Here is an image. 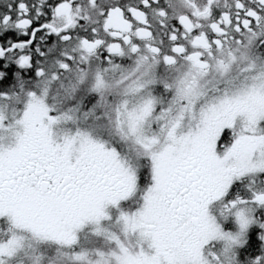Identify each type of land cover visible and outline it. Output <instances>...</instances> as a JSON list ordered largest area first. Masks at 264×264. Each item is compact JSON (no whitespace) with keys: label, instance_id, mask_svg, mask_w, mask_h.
<instances>
[{"label":"snow or ice","instance_id":"1","mask_svg":"<svg viewBox=\"0 0 264 264\" xmlns=\"http://www.w3.org/2000/svg\"><path fill=\"white\" fill-rule=\"evenodd\" d=\"M0 264H264V0H0Z\"/></svg>","mask_w":264,"mask_h":264}]
</instances>
